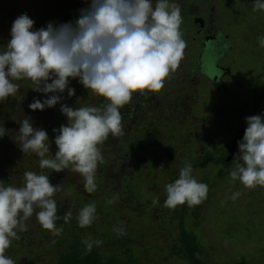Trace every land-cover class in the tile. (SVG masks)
Here are the masks:
<instances>
[{
    "label": "clouds",
    "instance_id": "9594fccd",
    "mask_svg": "<svg viewBox=\"0 0 264 264\" xmlns=\"http://www.w3.org/2000/svg\"><path fill=\"white\" fill-rule=\"evenodd\" d=\"M253 11H264V0H252ZM33 20L25 13L11 22L9 39L0 46V101L15 96L19 83L28 80L32 89L49 94L33 98L30 110L51 108L61 101L66 89L71 97V79L92 94L103 97L101 105L73 107L60 103L59 112L66 123L53 129L50 141L43 128L33 127L23 116L16 139L23 153L38 157L40 169L61 172L70 168L83 178V189L91 193L97 184L96 168L103 161L99 145L108 137L123 135L120 107L134 92L159 90L171 70L183 55L185 41L179 31L180 7L175 0H87L74 20L49 21L33 28ZM264 46V36L258 37ZM246 127L237 141V162L228 175L244 187L264 186V111L244 118ZM5 128L0 125V136ZM193 165L185 162L178 176L164 185L163 204L173 208L178 204H199L208 191L207 185L192 175ZM50 172L24 171L23 184L14 186L0 181V264H15L4 254L17 230L27 227L24 220L32 215L39 225L59 235L62 228L55 222L57 204L52 194L59 184H51ZM231 193V199L239 196ZM157 197L152 202L156 203ZM112 198L105 201L111 204ZM95 203L84 204L77 212L78 226L90 225L95 219ZM70 212L63 220L68 221ZM122 233V228H113ZM85 252L100 240L84 239Z\"/></svg>",
    "mask_w": 264,
    "mask_h": 264
},
{
    "label": "rangeland",
    "instance_id": "374dc122",
    "mask_svg": "<svg viewBox=\"0 0 264 264\" xmlns=\"http://www.w3.org/2000/svg\"><path fill=\"white\" fill-rule=\"evenodd\" d=\"M212 1V3L219 6L218 12L221 13L219 19H216L218 24L222 26L223 31L231 34L233 41L232 50L223 58V62L228 63L232 71L231 76L224 79L227 89L221 93L212 91V75L210 82L202 81L198 84L199 87L196 84L191 87L192 95L187 94V106L158 110L155 112L154 117H149L148 121L141 124L147 127L145 130L153 129L155 132L147 135L150 140H145V143L165 147L172 140L174 142L171 144L175 145L172 155L175 158L179 157V154H183L188 159L192 157V161L200 162V158L203 159L202 150L200 149L202 143L207 144L206 150L212 156H224L227 149L231 147V141L236 138L239 130L243 128L244 118L254 114L258 115L264 111V101H257L258 92L262 91L264 86V46L259 45L258 42V37L264 36V11L259 9L253 11L252 0ZM48 4L47 0H0V46L10 38L9 29L16 16L25 13L34 22L38 18L37 14ZM225 7H228L229 10H226ZM240 8L241 11L239 12L238 9ZM194 11L197 12L198 10ZM218 12L216 16H218ZM221 18L223 20H220ZM180 28L182 39L185 41V47L182 50L183 55L177 67L164 78L163 85L170 83V76H173L174 72L180 78L185 73L187 76L188 69H186L184 61L186 60V63H188L194 55L195 43L191 41L194 33L189 30L186 31L188 26L185 24H181ZM179 64H182V66ZM74 80H70L69 86L72 88ZM15 82L20 85L16 97L18 93H20V96L25 95L22 91L32 89V86L22 85L19 81ZM64 92H67L66 89ZM50 94L38 93L37 98L40 99ZM175 96V94H171L170 99L173 101ZM2 103L0 102V105ZM2 108L0 107V109ZM44 109L43 112L33 113V122L31 121L33 127H39L38 123L40 121L49 120L46 112L51 114V110L56 111V106ZM28 118L31 120V117ZM157 126H161V128H157ZM16 129L12 132L14 133L13 137L9 136L11 137L9 139H14L17 136ZM173 137L175 139H171ZM8 145L10 147H6L10 149L7 151L8 154L0 149V181L5 183L6 181L3 178L7 177L11 179V185L20 186L23 184L22 169L40 172L38 157H35L32 153H19V141L8 143ZM12 145H15V147H12ZM155 146L151 148V152L157 156L158 149ZM233 160L229 168L226 169L225 175L221 178H218L215 174L221 166L217 167L212 162L204 159L202 161L203 165L200 166L193 162L192 175L198 181L207 180L208 191L206 197L199 204H195L188 209V218L184 221V225L187 231L195 237L202 250V255L199 258L203 264H238L242 258L245 259V264H264V186L256 185L247 188L241 185L238 180L229 177V171L237 162L236 157ZM173 170H177L175 166ZM3 171L6 172V177ZM69 178L71 177L66 180L69 181ZM169 178L170 176H167V179ZM58 181L62 182L61 180ZM143 189V191L151 190V188L146 187ZM234 191H238L240 195L235 199H231V193ZM57 193L58 190L52 194V198L56 203V198L59 196ZM150 195L151 197L145 203H148L151 199L153 200L154 195L156 197L153 192H150ZM61 204H65V202ZM150 210V208L146 210L141 207L140 212H138L136 209V214L131 213L127 218H124V223H122L128 225L125 226L127 227L126 231L131 229L135 231L139 225L143 227L145 234L139 236L137 241L128 243L129 248L135 253L134 258L139 259V264H186L183 258L171 254V248L176 244L172 237L178 235V227L175 224L177 221L173 222L174 227L172 229L166 230L160 226L168 217L153 220ZM179 211L181 210L179 209ZM191 211L197 212L196 217L191 216ZM77 212L78 210L71 211L69 219L73 215H77ZM122 224L110 222V218H108L94 225L95 227L96 225L99 226L98 228L102 225L104 227L101 229L103 232H110V234L115 235L121 233L113 231V228H122L124 231ZM134 234L136 235L135 232ZM87 235L90 237L91 232ZM28 245L31 244L28 243ZM121 248L118 246L112 247V250L108 253L113 254ZM143 248L151 249L148 257L146 252L142 250ZM24 250L28 252V249ZM37 252L38 250L35 251V253ZM31 256L25 255L27 261H31L30 264L43 259L38 258L36 255L32 256V259ZM43 257L46 260L50 258V256ZM16 258L17 255H14L13 261L15 264H24V262H21L24 260L17 261ZM51 258L54 257L51 256Z\"/></svg>",
    "mask_w": 264,
    "mask_h": 264
},
{
    "label": "trees",
    "instance_id": "16d2710c",
    "mask_svg": "<svg viewBox=\"0 0 264 264\" xmlns=\"http://www.w3.org/2000/svg\"><path fill=\"white\" fill-rule=\"evenodd\" d=\"M47 1L49 3L48 6L43 7L42 11L37 14L38 18L34 20V29L44 26L49 21L57 24L74 20L78 15L79 9L85 7L87 4V0ZM212 2V0H175V3L179 4L180 7L181 24L192 25L194 17L197 15V12L194 10L198 9L200 12H209L210 8L214 10V23L218 24L216 19H219L221 13L218 12L219 6ZM225 9L229 10L228 7H225ZM238 11L240 12L241 8ZM217 12L218 16H216ZM220 20H223V18ZM181 24L179 25V29H181ZM218 27L221 32L229 36L232 48L233 41L231 34L223 31L222 26L219 25ZM19 82L22 85L27 84L33 87L28 80H21ZM73 89L74 93L71 97L67 96V92L58 93V95L62 96V99L54 105L56 106V111L51 110V114L46 112L49 120L38 123L39 128L47 130L46 133L50 141L49 155L55 152V145L51 143L54 135L52 130L58 129L59 125L66 123L65 117L59 112L60 103L73 107L88 104L100 106L101 101L104 99L92 94L90 90L84 89L76 79L74 80ZM22 92L25 95L20 96V93H18L17 97L9 96L5 98V103L4 100L0 101L3 102L0 105V107H3L0 109V114H2L0 115V124L5 128V135L0 136V149L6 154L10 150L8 149L10 148L8 143L18 142L16 136L14 139H9L11 138L9 136L13 137L14 133L12 132L18 128L19 121L23 116L31 117V121L33 122V113L43 112V110H30L28 108V104L34 97L37 98L39 92L33 89H27ZM257 101H264V86L262 91L258 92ZM141 105V94L134 92L130 100L120 107L123 135L113 136L109 134L102 144L99 145L103 161L97 164L95 173L97 187L95 191L91 193L85 192L83 189V178L79 173L72 171L70 168L64 169L61 172H51L49 169H40L38 166L40 171L50 172L48 179L51 184H59L57 193L59 196L56 198V204L57 215L60 219L55 223L62 228V231L59 235H53L49 230L42 228L36 220L35 212L37 209L34 207L32 215L23 221L27 225L26 229L24 231L17 230L18 238L12 239L9 247L5 249L4 254L6 256L14 259V255H17L15 260L21 261L22 259L24 261L21 262H24V264H30L31 262L27 261L25 255H36L38 258H43L42 260L35 261L34 264H139V259L134 258L133 255L135 253L129 248L128 243L137 241L139 236L145 234L143 227L139 225L135 231L132 229L126 231L127 227L125 226L128 225L122 223H124V218H127L131 213L136 214V209L140 212V208L144 207L146 210L147 208L151 209L153 220L168 217L160 226L166 230L172 229L174 227L173 222L177 221L175 224L178 227V235L172 237L176 244L171 248V254L183 258L186 264H203L199 258L202 255V250L195 237L191 232L187 231L184 225V221L188 218V209L192 208L193 205L183 203L173 208L165 206L163 204L165 198L164 185L177 178L178 170L185 162H190L191 164L195 162L200 166L203 159L212 162L217 167L221 166L215 174L218 178L223 177L226 169L229 168L234 161V157L238 154L237 141L242 137L246 124L239 130L236 138L231 141V147L227 149L224 156H212L206 150L207 144L202 143L200 145L203 158H200L201 162L192 161V157L188 159L183 154H179V157L175 158L172 155L175 145L171 144L174 141L170 140V143L165 147L160 145L155 146L152 142V144L145 143V140H150L147 135L150 133L154 134L155 132L153 129L147 131L145 130L147 129L146 126L136 123L137 117L144 119L148 115V110L142 109ZM16 115L18 116L17 119ZM157 128L161 127L157 126ZM171 139H175V137ZM154 146L158 149L157 156L151 152V148ZM12 147H15V145H12ZM18 152L23 153L21 151ZM228 156H231V159L226 161ZM174 166L177 170H173ZM24 171L27 170L22 169V173ZM3 174L5 176L6 172L3 171ZM66 176L71 177L69 181L66 180L68 178ZM167 176H170V178L167 179ZM3 179L6 181V184L11 183L10 178L6 177ZM202 182L206 185L208 183L207 180H203ZM144 187L151 188V190L147 189V191H143ZM150 192L156 194V203H153L152 199L148 203H145L151 197ZM109 198H112L113 202L106 204L105 201ZM62 202H65V204H61ZM93 202L96 205V216L90 225L85 227L78 226L76 215H73L67 222L63 220L65 212L77 211L84 204ZM196 215V211H191V216L196 217ZM108 218H110V222L122 224L124 226L123 233L112 235L110 232H103L101 230L104 228L102 225H100V228L97 225L95 227L94 224L103 222ZM90 232L91 236L89 237L87 234H90ZM86 238L93 241L98 239L101 243L99 245L93 244L91 250L85 252L82 241ZM28 243L31 245H28ZM115 246L123 248L113 254H109L108 252ZM24 249H28V252H25ZM36 250H38L37 253H35ZM142 250L146 252L147 257L150 255L148 253L151 249L143 248ZM124 252L126 255L123 254ZM43 256H50V258L46 260ZM51 256L54 258H51ZM238 264H245V259L242 258Z\"/></svg>",
    "mask_w": 264,
    "mask_h": 264
},
{
    "label": "flooded vegetation",
    "instance_id": "af4514ba",
    "mask_svg": "<svg viewBox=\"0 0 264 264\" xmlns=\"http://www.w3.org/2000/svg\"><path fill=\"white\" fill-rule=\"evenodd\" d=\"M199 12L197 11L193 24L189 25L186 30L194 33L191 41L195 43L194 55L188 63H186V60L184 61V65L188 69L187 76L185 73L180 78L174 72L173 76H170V83L163 85L159 90L137 92L141 94L142 105L140 107L148 110V115L144 119L136 118L137 124L148 121L149 117H154L155 112L158 110H167L168 107L175 109L176 107L187 106V94L192 95L191 87L195 84L199 87L198 84L202 81L210 82L212 75V91L221 93L227 89L224 79L227 76H231L232 71L231 66L223 62V58L232 49L229 36L221 32L219 25L214 23L213 8L209 9L210 13L206 11ZM171 94L176 95L173 101L170 99ZM138 100L140 101V99Z\"/></svg>",
    "mask_w": 264,
    "mask_h": 264
},
{
    "label": "water",
    "instance_id": "95a60500",
    "mask_svg": "<svg viewBox=\"0 0 264 264\" xmlns=\"http://www.w3.org/2000/svg\"><path fill=\"white\" fill-rule=\"evenodd\" d=\"M231 159V156H228L227 158H226V161H229Z\"/></svg>",
    "mask_w": 264,
    "mask_h": 264
}]
</instances>
